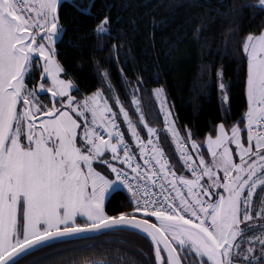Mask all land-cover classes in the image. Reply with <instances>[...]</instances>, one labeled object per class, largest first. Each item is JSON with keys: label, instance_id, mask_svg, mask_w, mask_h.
I'll use <instances>...</instances> for the list:
<instances>
[{"label": "snow or ice", "instance_id": "snow-or-ice-1", "mask_svg": "<svg viewBox=\"0 0 264 264\" xmlns=\"http://www.w3.org/2000/svg\"><path fill=\"white\" fill-rule=\"evenodd\" d=\"M64 2L0 0V264H34L25 257L88 233L116 241L123 234L145 235L154 248L155 264H182L181 256L183 264H264V235L250 237L244 246V237L256 227L251 223L254 193L264 188V31L249 33L243 41L247 111L231 126L230 135L221 122L215 137L207 136L211 163L203 156L197 162L188 151L189 140L192 149L200 147L191 139V129L181 137L175 120L168 119L173 113L164 108V86L153 90L189 178L177 174L160 145L159 130L145 120L135 94L143 77L138 76L131 102L147 131L146 142L113 92L142 163L102 89L82 101L71 95L79 88L56 48L66 32L59 11ZM91 4L88 0L87 7H75L95 15ZM259 6L264 8V0ZM89 34L97 38V49L116 39L110 15L99 18ZM123 45V40L114 43L112 52L118 54ZM96 64L94 72L111 90L110 71L101 72ZM40 67L41 78L50 85L29 87L26 80ZM216 76L222 101H227L230 84L224 82L222 67ZM37 91L51 94V107L38 99ZM242 131L247 132L246 143ZM121 189L131 193L129 206L122 204L123 210L110 215L105 202ZM255 217L264 219V203ZM189 256L198 259L189 261Z\"/></svg>", "mask_w": 264, "mask_h": 264}, {"label": "trees", "instance_id": "trees-1", "mask_svg": "<svg viewBox=\"0 0 264 264\" xmlns=\"http://www.w3.org/2000/svg\"><path fill=\"white\" fill-rule=\"evenodd\" d=\"M76 4L85 8L88 0H65L60 7L66 32L63 42L56 44L57 58L79 88L74 93L90 95L100 88L117 113L120 105L115 102V96H118L139 134L146 139L147 131L131 102L138 76L143 77V85L135 94L145 120L148 126L159 130L160 144L175 170L186 174L175 138L165 128L166 118L153 90L164 86L181 137H186L191 129V139L202 144L208 135L215 137L221 122L231 130L247 111V56L243 41L249 33L264 31V8L259 6L260 0H92L91 12L95 15L78 11ZM104 15H110L116 39H107L103 48L97 49V38L89 33ZM119 40H123V48L114 54L112 45ZM114 55L118 59H113ZM97 61L101 72L110 71L111 90L94 72ZM221 67L224 80L230 84L227 112L217 87L216 70ZM41 71L42 67L33 74V79L26 80L29 87L47 81L41 78ZM39 99L48 105L52 103L50 93L40 94ZM118 120L128 140L133 142L119 113ZM241 135L243 140L247 139L246 131ZM202 154L207 155L205 148ZM130 196L126 189L114 192L110 202L106 201L105 210L110 215L117 214L123 210L122 204L129 206ZM262 200L264 197L257 196L260 206ZM184 259L181 256L182 264ZM193 259L198 257H188L189 261ZM29 260L34 264H86L93 260H107L108 264H155L149 240L133 234H123L119 241L94 236L55 243L25 257V261Z\"/></svg>", "mask_w": 264, "mask_h": 264}, {"label": "rangeland", "instance_id": "rangeland-1", "mask_svg": "<svg viewBox=\"0 0 264 264\" xmlns=\"http://www.w3.org/2000/svg\"><path fill=\"white\" fill-rule=\"evenodd\" d=\"M247 56V55H246ZM64 78H68V77H64ZM224 82L227 84V82L224 80ZM41 83V82H40ZM43 83H45V85L46 86H48V85H50V81L49 80H47L46 82H43ZM247 88V87H246ZM40 92L39 91H37V93H36V95L38 96V99H39V96H40ZM71 95L73 96V97H75L78 101H82L83 100V97L84 96H80L79 94H76V93H74V91H72L71 92ZM50 96H51V94H50ZM66 99V98H65ZM40 100V99H39ZM220 100H221V103H222V107H223V109L224 110H226L227 109V107H228V100L227 101H222V98H221V93H220ZM157 101H158V104H159V106H160V108H161V110H162V105H161V100L160 99H158L157 98ZM42 102V101H41ZM43 104H45L44 102H42ZM45 105H47L48 106V104H45ZM60 105H59V103H57V107H59ZM164 108H168V109H170L169 108V105H168V102H167V104L166 105H164ZM112 109H113V111H116V109L114 108V107H112ZM119 111V110H118ZM163 111V110H162ZM117 112V111H116ZM119 113V112H118ZM163 113H164V116H165V118H166V114H165V111H163ZM120 116H122V115H120ZM122 118H123V116H122ZM81 120H83L84 119V117H81L80 118ZM89 119H90V114H89ZM168 119H170V120H173V117L171 116V117H169ZM226 129V128H225ZM227 130V129H226ZM81 131H82V129H81ZM228 131V133H229V135L231 134V130H227ZM242 136V140H243V135H241ZM245 143L247 142V139L246 140H243ZM188 143V149L191 151V153L193 154V156H194V159L198 162V160H199V157L200 156H203L204 158H205V160L207 161V162H209V163H211V161H212V157H211V153H210V151L208 150V147H207V139L204 141V143H198L199 145H200V147H199V149H192L191 148V141L189 140V141H187ZM229 147L230 148H232L233 150H234V160L237 162V163H239V156H238V154L237 153H235V145H229ZM202 148H205L206 149V152H207V155L206 156H204L203 154H202ZM95 166V165H94ZM97 170H101V169H99V167L97 166ZM215 170V169H214ZM220 175H222V170L220 171V173H219ZM110 178H112V177H110ZM259 189L260 188H258L257 189V191H256V193H254V197H253V205H254V211H253V213H252V215H253V217H254V219H253V221H251V223H253L254 225H256V227L252 230V231H250V232H248L247 233V235L244 237V242H245V244H244V246L246 247L247 246V240L250 238V237H252V236H261V235H264V219H261V218H258V217H255V210H259L260 209V203L259 202H256V198H257V196H260L261 198L262 197H264V190L262 191V192H260L259 191ZM107 201V200H106ZM264 200H262V202H263ZM106 203V202H105Z\"/></svg>", "mask_w": 264, "mask_h": 264}, {"label": "built area", "instance_id": "built-area-1", "mask_svg": "<svg viewBox=\"0 0 264 264\" xmlns=\"http://www.w3.org/2000/svg\"><path fill=\"white\" fill-rule=\"evenodd\" d=\"M118 123H120L119 122V120H118ZM245 124H246V122H245ZM245 124H244V126L242 127V129L245 127ZM120 126H121V124H120ZM121 131H122V127H121ZM125 139L128 141V143H129V145L131 146V150L133 151V152H136L137 153V155H136V160L138 161V162H140V163H142V161L140 160V157H139V155H138V152H139V149L136 147V143L135 142H130L126 137H125ZM143 139V138H142ZM145 142L148 140V137L146 138V139H143ZM160 142V141H159ZM161 145V144H160ZM162 146V145H161ZM189 151V150H188ZM190 152V151H189ZM122 154V153H121ZM167 155V154H166ZM167 157H168V159L170 160V158H169V156L167 155ZM171 161V160H170ZM117 163H119V162H117ZM171 164H172V162H171ZM173 165V164H172ZM174 167V166H173ZM175 168V167H174ZM177 172V171H176ZM177 174L179 175V173L177 172ZM183 175H186V176H188L189 178H191V173L189 172V171H187L186 172V174H183ZM130 195H131V193H130Z\"/></svg>", "mask_w": 264, "mask_h": 264}, {"label": "water", "instance_id": "water-1", "mask_svg": "<svg viewBox=\"0 0 264 264\" xmlns=\"http://www.w3.org/2000/svg\"><path fill=\"white\" fill-rule=\"evenodd\" d=\"M142 216H143V214H142ZM153 219H154V218H153ZM153 222H155V219H154ZM82 236H83L84 238H89V237H94V236H98V235H96V234H92V233H88V234H82ZM142 236L146 237L145 235H142ZM84 238H66V239H63L61 242H64V241H70V240H77V239H84ZM58 243H60V242H58ZM153 249H154V248H153Z\"/></svg>", "mask_w": 264, "mask_h": 264}, {"label": "flooded vegetation", "instance_id": "flooded-vegetation-1", "mask_svg": "<svg viewBox=\"0 0 264 264\" xmlns=\"http://www.w3.org/2000/svg\"><path fill=\"white\" fill-rule=\"evenodd\" d=\"M52 106V103H50L49 105H48V107H51Z\"/></svg>", "mask_w": 264, "mask_h": 264}]
</instances>
